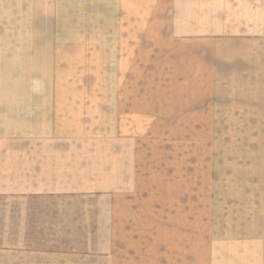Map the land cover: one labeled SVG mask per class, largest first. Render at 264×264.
Segmentation results:
<instances>
[{
  "label": "crops",
  "instance_id": "crops-1",
  "mask_svg": "<svg viewBox=\"0 0 264 264\" xmlns=\"http://www.w3.org/2000/svg\"><path fill=\"white\" fill-rule=\"evenodd\" d=\"M0 76V196L103 195L109 264H264V0H0Z\"/></svg>",
  "mask_w": 264,
  "mask_h": 264
},
{
  "label": "rangeland",
  "instance_id": "rangeland-1",
  "mask_svg": "<svg viewBox=\"0 0 264 264\" xmlns=\"http://www.w3.org/2000/svg\"><path fill=\"white\" fill-rule=\"evenodd\" d=\"M76 199L0 196V264H109L106 197Z\"/></svg>",
  "mask_w": 264,
  "mask_h": 264
}]
</instances>
